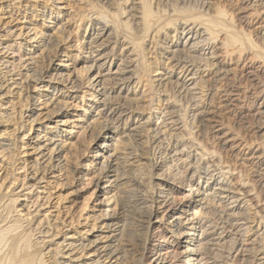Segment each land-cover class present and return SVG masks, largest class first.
Wrapping results in <instances>:
<instances>
[{
  "label": "rangeland",
  "instance_id": "1",
  "mask_svg": "<svg viewBox=\"0 0 264 264\" xmlns=\"http://www.w3.org/2000/svg\"><path fill=\"white\" fill-rule=\"evenodd\" d=\"M129 1L140 2V0H110V4H106L105 9H102L98 6L99 0H0V184H10L11 176L9 174L11 172H13V178L17 176V180L11 185V188L4 191L14 197H19L17 209L26 219L30 220L32 215L30 214V216L29 213H36L35 211L38 209L39 214L35 219L36 222L42 219L46 231L51 227L52 232L61 233L53 239L54 243L59 242L65 245L63 251L65 254L63 257L60 256V259L68 260L72 256L75 258L72 260L73 264H150L151 257L144 256L143 248L138 241L120 240L119 243L123 250L118 260L116 257L112 260H104L105 258L98 255V251L95 252L96 243L94 241L96 238L100 237V234L102 236L108 234L99 229L102 215L105 212L126 214L119 208L116 190L110 189L108 178H103L102 173L103 164L112 161V155L116 153V147H119L117 144L119 142L113 140V137L121 139L123 131L110 128L108 134L95 138L89 129L91 115L100 112L96 109L99 102L97 99L100 96L90 81L93 76L98 74V70L89 71L88 42L91 39L93 28L101 26L100 20L106 17L104 15H107L114 22L113 28H110L112 41H117V39L118 41L116 45L112 44L107 49L112 52V57L107 70L103 73L112 74L106 75L104 84L107 87L111 86L113 73L117 71L118 67H123L126 57L124 46L129 47L131 52L137 45L136 48H139L135 50L140 54L135 52L138 56L134 57L138 60L135 69L137 77L135 81L138 85L133 87V91L136 92L120 93L108 90V93L118 97L119 101H123L121 97H127L128 106H132L141 114H138L141 118H139L140 122L143 123L141 129L144 128L140 136L128 141L132 149L129 150L127 157L129 164L125 169L123 168L126 171L125 175L134 176L133 178L139 179L137 181L140 183L128 182L122 186V190L126 191L131 188L133 192L144 194V198L148 197L146 200L152 199L153 194L163 190L167 184L165 178L176 176L178 181L186 179L183 174L184 164L173 162L171 159L176 158L182 151L187 154L190 151L188 157L184 156V159L188 158L187 163H193L192 165H195L197 171L200 169L197 172L199 176H202L198 180L203 185L200 192L204 193L208 190L207 192L214 193L213 187L218 185L211 183L210 176L214 175L219 181L224 182H228L229 178L222 172L223 170H220L222 173H217L219 170H214L208 164H204L203 160H199L201 158L199 152L212 150L216 156L219 154L217 159L226 161V163L223 162L224 164L234 165V168L238 167L239 174L237 173V175L247 181L250 187L255 192L257 191V195H262L259 198L262 201L260 208L242 202L241 208L237 211L247 219L248 226L251 225V227L249 226L251 229L248 230L250 232L246 237L254 239L259 235L261 238H258L264 240L262 238L264 237V221L260 220V218H264V211H261V208L264 210V183L250 174L249 163L242 159L229 157L230 155L222 151L219 139H217L218 130L224 128L234 135L238 134V138L241 137L240 139L244 143H248V141L251 145L264 143V135H261L263 131L258 127L259 120L253 116L254 111H252L255 97L245 90L250 84L246 80L245 73L239 71L236 73L237 75L234 74L235 78L232 76L233 80L239 79L236 80L237 84L243 88H241L242 91H239L240 99L234 101L235 105L227 102L221 93V86L230 83L228 79L221 80L223 82L220 83V81L218 85H212V89L209 87V94H206L207 91H205L207 87H202L204 83L202 86L198 85V92L203 88L205 90L203 89V93L198 96L201 99L199 98L197 101L188 96L183 97L184 94L179 93L176 84L169 83L165 79L170 63L167 60V51L183 49V46L179 44L185 41L180 34V22L186 19L192 20L193 17H199L200 21L202 19L210 21L216 33L215 37L218 36L220 40L226 39L230 46L237 39V44L234 46L243 51L244 55L254 56L259 61H264V44L262 45L260 42L259 32L253 22L246 21L241 17L244 1L212 0L210 10L206 11L199 8L201 7L199 3L194 1L184 3L183 0H153L151 7L156 22L152 21L153 27L151 26L147 32L143 25L136 26L131 20L127 25L122 24V21L130 17L129 12H126L133 4ZM219 10L224 12L223 16L218 14ZM114 28L115 30H113ZM48 38L55 40V51L47 49ZM124 38L129 43L125 41L119 44V40L122 41ZM207 39L206 41H209L210 36ZM113 46L114 48H112ZM51 58L54 60L57 70L45 74L46 79H40L34 85L33 80L40 78L35 74L39 68L47 70ZM203 63L206 62H200V64ZM47 75L50 76L47 77ZM51 76L55 77V82L52 85H47V80ZM196 77L198 78V75ZM54 87L57 90L53 95V101H57L58 106L62 107V113L58 116L55 115L56 105L49 100ZM213 97L214 99H212ZM197 103L200 107L211 112L209 121L206 122L209 127L206 123L201 125L193 117L194 111L192 113L191 108ZM172 105L174 107H171ZM171 108H174L173 113L177 120L175 125L173 123L171 125V121L168 120L167 111ZM46 125L49 128L44 129ZM18 126H21L20 129ZM156 130L162 132H159L162 136L157 142L152 136V134L156 135ZM39 132L41 133L40 137H38ZM53 132L59 134L57 139L61 148L59 150L60 166L63 167L50 170L47 174L44 171L38 172L34 165L35 161L40 158L39 151L36 149L38 138L44 141L45 136H49ZM214 135L216 137H213ZM173 140L177 142V147L172 145ZM11 143L16 144L18 149L15 152L17 153L15 166L8 165L7 160L4 159L5 154L7 156L10 154L7 148ZM3 150L5 151L3 152ZM47 152L50 153V151ZM156 152L157 154H155ZM98 153L101 156L98 157ZM47 164L45 163V166ZM196 165L197 167L200 165V167L197 168ZM176 185L178 186V184ZM197 187L198 185H194V188ZM183 191L176 187L172 196L181 198L184 195ZM149 192L152 194L151 196ZM196 198L200 200L202 196ZM39 204L41 205L38 206ZM147 204H151V202L149 201ZM195 205L196 203L190 208H186V211L193 212ZM219 212L220 209L217 213ZM179 215L186 216V214L180 213ZM162 217V214H159V217L153 218L154 222L152 221L151 226L147 225L148 227L140 232L141 239L148 237V245L151 248H156V245L160 244L164 248L162 252L173 251L174 255L176 253L179 257L184 256L183 253L186 252L188 244L184 241L180 243L179 237L187 229L183 227L176 230L177 227H173V224L170 223L173 218ZM216 220L217 222L221 221L219 215L214 216L213 222L216 223ZM221 224L224 226L226 223ZM221 224L217 225L221 227ZM64 234H66V238H64ZM230 239L228 238V243L223 246L221 255H226L229 250L232 244ZM53 241L49 242L46 252L49 251V248L51 250L56 248ZM106 241L103 238L100 244H108ZM72 242L74 245L71 244ZM83 243L86 248L81 255L79 253ZM98 259L100 261H97ZM65 264H71V261Z\"/></svg>",
  "mask_w": 264,
  "mask_h": 264
},
{
  "label": "bare ground",
  "instance_id": "2",
  "mask_svg": "<svg viewBox=\"0 0 264 264\" xmlns=\"http://www.w3.org/2000/svg\"><path fill=\"white\" fill-rule=\"evenodd\" d=\"M109 1L110 0H99L100 4L98 6H100V8L102 9H105V7L107 6L106 4H110ZM183 1L184 3H192V1L197 2L201 6L199 8H202L206 11H209L212 5V0ZM242 1H244V6L242 5L241 8V17L246 21L253 22V25H255L257 32H259L260 42L263 45L264 0ZM130 3H132L133 5L132 7L130 5L129 11L126 12H129L128 15H130V17L127 16L128 18L125 19V21H122V24L127 25L129 20H131L132 22L134 21V24L136 26H139L140 24L143 25L144 30L147 32L149 29H151L152 21H155V14L151 7V5L153 4V0H140V2L138 1L137 3L132 1ZM124 9L127 10L126 8ZM218 14L220 16H223L224 12L222 10H219ZM104 16V18L100 20V24L102 25L97 28H93V33L90 36L91 39L88 42V53L90 54L88 56L90 62V66H88L89 71L93 69L98 70V74L96 76H93L90 81L95 86L98 96H100L97 99L99 101L98 105H96V109L100 112L95 114L93 113V115H91V118L89 120V129L90 131H92L95 138H100L103 137V135L108 134L110 128H116L120 131H123L121 139H116L115 137H113V140H117L119 142L117 143L119 147H116V153L112 155V161L103 164L102 173L104 175L103 178H108V182L110 183L109 187H111L110 189L116 190V197L119 208L122 209L126 214H119L117 212H105L102 215L99 229H101L102 232L108 234H105L104 236L100 234V237L96 238V240L94 241L96 243L95 252L98 251V255H100L101 258H105L104 260H112L115 257L118 260L119 255H121L123 250L122 246L120 245L121 243H119L120 240H131L136 242L138 241L140 243V246H142L143 248L142 253L144 254V256L152 258H150V264H263L264 240H260L261 237L259 235L258 237L260 238L255 237L254 239L246 237L250 232L248 230L251 229V225H249V227V222L246 221L247 219L237 211L239 208H241L242 202L255 205V208H260V203L262 201H260L261 199L259 198L262 195H257V191L255 192V190L250 187V184L247 181L242 179L240 175H237V173L239 172V170L237 169L238 167L234 168V165L230 166L229 164H224L226 163V161L224 162L223 159H217L219 154H217L216 156L215 152H213L212 150H204L201 153L199 152V155L201 156L199 160H203V163L208 164L210 168L219 170V172L217 173L224 172L225 175H227L229 178L228 182H224L221 179V181H219V179L214 175L210 176L212 180L211 183H215V185H218L213 187L214 193L207 192L208 190L204 193L200 192L201 188H203L201 182L198 181L202 178V176H199L197 174L200 169L197 171L195 165H192L193 163H187L188 158L184 159V156L188 157L190 151H188L187 154L183 151L180 152V150L179 155L176 158L171 159V161L184 164L185 167L184 170H182L186 179L181 180L184 178L183 177L180 179L181 181H178L176 176H174L173 178H165L167 184H165L163 190H160L158 193L155 192L153 194V198L150 200H146V198L148 199V197L144 198L145 195L142 193H138L136 191H134L136 192L134 193L131 188L130 190L127 189L126 191L122 190V186L126 185L128 182L134 181L136 182V184L140 183L139 181H137L139 179L133 178L134 176L131 177L130 174V176L125 175L126 171L124 169L129 164L127 162V157L129 155V150L131 151L132 149L131 145L129 146L128 141L140 136L144 128L141 129L143 123L140 122L141 118L138 115L140 113L134 110L132 106H128L127 97L120 96L123 101H119L117 99L118 97L110 95V92L108 93V90L110 89L116 92L119 91L120 93H124L125 91H132L133 93L136 92L133 91V87H136L138 85V83H136L135 81L137 80L135 69L137 67L138 63L136 62L138 60L134 57L139 54L137 51L139 47L136 48V45V47L133 48L130 52V48L124 46L125 48L123 49L126 57L123 67H118L117 71L113 73L114 76L111 78V86L107 84V87L104 84V78H106L107 74H112L103 73L107 70V66L112 57V52L107 51V49L112 44L116 45L118 37L116 38L117 41H112L110 28H113L114 22L112 19L108 18L107 15ZM199 19V17H193L192 20H181L180 34L184 37L185 41L179 44L183 46V49H169L170 51H167V60L170 63L168 64L169 69L165 74L167 75L165 79L169 83L174 82L179 90V93L184 94V96L182 95L183 97H191V99L194 101H197L200 98L198 96L203 93L204 88L200 92L197 91V89H199L198 85L201 84L202 86V83H204L202 87H207L206 90L204 89L205 91H207V94L210 90L209 87L211 88L212 85L215 84L218 85L221 80L228 79L230 80V83H226L225 85H223L224 87L221 86V93L222 96L225 97V100L227 102H231L235 105L234 101L240 99L239 91H242V87L240 84H237V81L239 79H236L237 81L233 80L232 76L235 78L237 75L236 73L242 71V73H245L246 80L250 82L249 87L245 90H247L250 95L255 97V104L252 109V111H254V115H252L259 120L260 125L258 127H260L263 131V134L261 135H264V61H259V59L254 58V56L252 57L244 55L242 53L243 51H240L238 47L234 46V44H237V39H235V42H233L231 46L227 44L226 39H218V36L215 37L216 33L214 31V27L211 25V22L206 21L205 19H202L200 21ZM113 30H115V28ZM209 36V41H206L208 40L207 37ZM124 37L127 38L128 36L125 35ZM126 38H124L122 41L119 40V44H122V42L124 43L127 40ZM127 43H129V41ZM55 45L56 42L54 39H47L46 46L48 50L55 51ZM21 47L22 42L20 43V49ZM112 48H114V46ZM135 52H137V54H135ZM205 54H207L208 56H206ZM198 60L200 62L205 61L206 63H203L205 65L197 62ZM46 69L47 70L44 71L39 68V71L35 75L40 76V78L33 80L34 85H36V82L38 80L46 79L45 74H50L52 70H57L55 69V63L52 58L50 59L48 68ZM234 74L236 75L234 76ZM197 75L198 78L196 77ZM49 76L47 75V77ZM54 82L55 77L52 78L51 76L47 80V85H52ZM222 82L223 81H221L220 83ZM56 90L57 88L54 87V89L51 91L52 95L49 98L50 101L54 100L53 95L55 94ZM212 99H214V97ZM53 104L56 105L55 115H60L62 113V107L60 108L58 106L57 101H53ZM171 107L174 106L172 105ZM191 109L192 113L194 111L193 117L201 125H204V123L209 121V113L211 112H208V109L200 107L198 103L194 104V107H192ZM173 112L174 108H171V110L167 111V114L169 115L168 120L171 121V125L172 123L173 125L177 124V120L175 119L176 116ZM131 122L133 123L131 125H128ZM20 127L21 126H18V129H20ZM207 127H209L208 124ZM46 128H49L48 125H46L44 129ZM167 131L169 133V129ZM159 132L161 131L156 130V135L152 134L155 142H157V140L162 136V134H159ZM232 132L234 133V131ZM40 135L41 133L38 135V137H40ZM237 135L232 134L229 130L226 131L224 128L218 130L217 139H219L218 141L219 144H221V147L223 149L222 151L226 152L227 155H230L229 157H234V159H242L244 162L249 163V166L251 167L250 174L259 178L260 181L264 183V143L262 144L256 142L257 144L251 145L248 141V143L250 144L249 145L248 143L242 142V140L240 139L241 137L238 138ZM58 136V133L53 132L49 134V136H45L46 139L44 141L38 138L39 142L37 143L38 146L36 147V149L39 151L38 154L40 158L34 163L36 171H44L47 174L50 170L63 167L60 166L61 164L59 150L61 148L60 144H58ZM213 137L216 136L214 135ZM172 145L175 147L178 146L175 140H173ZM197 147L198 146L196 145V149L198 150ZM7 149L10 151V154L8 156L5 154L4 159L7 160L8 165L15 166L17 162V153L15 152L18 150L16 144H9ZM4 151L5 150H3V152ZM47 151H50L51 154ZM222 151L219 150L220 153ZM155 154H157V152ZM97 156H101L100 153H98ZM198 156L196 157L198 158ZM159 158L160 157H158V159ZM195 160L197 161V159ZM45 163H48L47 166H45ZM199 167L200 165L197 168ZM220 170L223 171L220 172ZM9 175L11 176L10 184H0V264H65L68 261H71V264H73L72 260H74L75 258H73L72 256H70L71 259L68 260L60 259V256L63 257L65 254L63 252L65 249L64 243H54L53 241V239L61 233L56 231L52 232L51 227H49L46 231L44 227L45 223L42 219L36 222L37 220L35 219L39 214L38 209H36V213H29V215H32V218L30 220L26 219L21 214V212L18 211L17 202L19 201V197H14L13 195H10L9 192L4 191L6 189L9 190L11 188V185L14 184L17 180V176L13 178V172H11ZM33 178L36 179L35 177ZM176 184H178V186ZM194 185H198V187L194 188ZM176 187H178V189L180 188L184 190L183 197L176 198L175 196H172L173 190ZM150 189L149 191H151ZM151 195L152 194L150 193V196ZM199 196H202V198L200 200H197L196 197ZM161 197L162 199H160ZM149 201L151 202V204H147V202ZM194 203H196V205L193 207L194 211H191L192 213L186 211V208H190V206L194 205ZM40 205L41 204H39L38 206ZM219 209L220 212L217 213ZM261 211L264 210L261 208ZM179 213L186 214V216L179 215ZM159 214H162V218H173V221L170 223L173 224V227H177L176 230H180V228L183 227L187 229L185 232L181 233L179 237L180 243L184 241L188 244V246L186 247V252L183 253L185 254L184 256L179 257L178 255H176V253L174 255L173 251L162 252L164 248L161 247L160 244L156 245V248H151L148 245L149 242L147 240V236V238L141 239L140 232H142L148 226H151L153 218L157 216L159 217ZM216 215H219L221 220L220 222H217L216 220V223H226L224 226L221 224L220 227L215 222H213L214 216ZM184 220L185 222H183ZM260 220L264 221V218H260ZM49 225L51 226V224ZM64 238H66V234H64ZM103 238L107 240L106 242H108V244H100ZM228 238H231L230 241L232 244L230 245L226 255H221L220 252L223 249V246L228 243ZM50 241H53L52 243L56 245V248L53 250L49 248V251L46 252L47 246ZM71 244L74 245L73 242ZM81 248L82 249L79 254L82 255L84 253L83 251L86 248L85 243L81 245ZM97 261H100V259H98Z\"/></svg>",
  "mask_w": 264,
  "mask_h": 264
}]
</instances>
